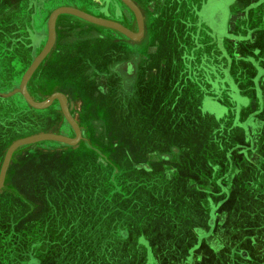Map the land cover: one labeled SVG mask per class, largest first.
I'll return each mask as SVG.
<instances>
[{
    "label": "rangeland",
    "instance_id": "obj_1",
    "mask_svg": "<svg viewBox=\"0 0 264 264\" xmlns=\"http://www.w3.org/2000/svg\"><path fill=\"white\" fill-rule=\"evenodd\" d=\"M133 2L148 20L142 73L156 80L143 91H156L157 116L150 119L144 106L136 113L137 98L121 99L112 78L108 94L100 90L92 102L64 78L54 83L53 67L44 73L38 66L30 95L43 102L62 92L82 138L77 144L39 140L14 151L0 190V264H264L260 26L248 27L239 4L234 40L218 38L203 32L198 0ZM188 3L189 23L182 19ZM63 6L138 22L124 0H0V173L15 141L47 132L76 135L57 99L36 108L20 91L42 51L40 35L49 34L51 13ZM60 15L73 18L72 28L86 25L108 30L110 39L138 42L75 14ZM201 60L203 117L189 131L180 120L193 110L199 116L198 102L190 97L181 107V99H197ZM76 65V79L91 91L97 85L87 67ZM216 254L222 259L214 260Z\"/></svg>",
    "mask_w": 264,
    "mask_h": 264
},
{
    "label": "flooded vegetation",
    "instance_id": "obj_2",
    "mask_svg": "<svg viewBox=\"0 0 264 264\" xmlns=\"http://www.w3.org/2000/svg\"><path fill=\"white\" fill-rule=\"evenodd\" d=\"M200 2L201 4H200L199 9L202 11L205 10L206 14L208 13V16H206V20H204L205 15L203 16L200 13L202 16V19H199V20H203L205 22L204 24L205 25L207 24L206 25L207 29H205L203 32L208 33L210 35L214 34V36H217L218 38L226 37L229 40H234L232 38V34H234L232 30H235V31L237 30V28H235L234 26V25L237 26L236 24L237 21L236 22L234 21L233 13L236 9L235 7H237V4L239 3L238 0H214V2L210 0L208 1V3L206 0V4L203 2V0H201ZM258 11L263 12L262 15L264 14V0H249L247 6L244 8V16H246L248 27L258 26V25H255L257 24V22H253L252 20L254 19V14L257 13ZM60 18H61V15H59L56 21L55 43L52 49L50 50V52L40 63L39 65L40 68L41 67L42 68L54 67L58 63V61H56V57L62 54L63 50L61 49H63L62 47L64 45H72L77 42L84 43V42H89L93 40H100L104 43V42H108L109 40L106 33L95 30V29L88 28L86 25H84L83 27H77L74 29L71 28L72 30H69L71 32L74 31L75 34H72V33L63 34V32H66L67 30L66 28L63 29L62 27L64 25L66 27L68 26V24L63 25L62 21H59ZM100 18H103V17H100ZM125 20L126 19L123 17V21ZM143 20H144V34L146 36L148 32V20L145 19L144 14H143ZM233 21L235 22V24ZM129 22H130L129 25L125 23H122V24L128 27L129 29H131L132 31L138 32L139 31L138 22L135 21V25H131L132 20H129ZM262 23L264 25L263 20H262ZM83 31L85 32L83 33ZM121 36L126 38V36L122 33H121ZM40 38H41V43H42L41 50H43V48L47 44L49 34H47V32L45 33V35L42 33L40 35ZM122 41L124 42L125 39H122ZM124 44L122 45L123 47H126L125 51L122 50L120 54H118V58L120 60L112 64L110 67H108L106 71L100 70L98 66L96 65V63L93 62L91 59H89L88 54L82 53L83 56H78V58L80 59V63L87 67L86 76H88V78H91L93 76L94 77L93 81L100 84L101 87H104V90H105V87L107 86V83H109V79L112 78L115 81V85L121 88L122 96L120 98L123 100L128 95L129 96L132 95L133 93L132 88L135 86L136 83L140 82L141 80L140 64H141V60H142L141 58L143 54L141 53L140 46L138 45L139 43H131L130 41L127 44L125 45ZM146 48H150V47H146ZM77 53L79 54V52ZM227 59L229 63H232L231 59L229 58ZM200 63L201 64H199L198 67H203L204 65H202V61H200ZM201 70L203 73V68ZM147 78L151 79V77H147ZM153 78L154 77H152V79ZM52 79H54V83L60 82L59 79L56 78V76H53ZM45 80H46V77H45ZM105 91H107V89Z\"/></svg>",
    "mask_w": 264,
    "mask_h": 264
},
{
    "label": "crops",
    "instance_id": "obj_3",
    "mask_svg": "<svg viewBox=\"0 0 264 264\" xmlns=\"http://www.w3.org/2000/svg\"><path fill=\"white\" fill-rule=\"evenodd\" d=\"M200 1L201 0H198V4L199 5L201 4ZM208 1H210V0H207V3H208ZM211 1L214 2V0H211ZM248 1L249 0H240V1L238 0L239 3L237 2L238 3L237 6L240 4V6H243L245 8L247 6V4H248ZM203 2L206 4V0H203ZM189 12H190V9H189V3H188L187 7L185 8V10L183 12V16H182L183 21H185V22L187 21V23L190 22V14H189ZM198 13H203V16L205 15V19L204 20H206V16H208V13L206 14L205 10L202 11V10L198 9ZM262 13L263 12L258 11L257 13L254 14V19H253L254 21L257 22V25L260 26L259 27L260 34H258L259 37H261L262 35L264 36V25L262 23V20L264 21V18H263L264 14L262 15ZM236 18H237V16H236ZM62 19H64L65 22ZM164 19H167V18L165 17ZM60 21H62L63 25L64 24H68V26L65 27V25H64L62 27L63 29L66 28V30H67L66 32H63V34H69V33L75 34L74 31L73 32L69 31V30H72L71 29L72 27L70 26V23H71V21H74L73 18H68V17L60 18ZM243 25H245V19L243 20ZM239 26L241 27V25H239ZM67 27H68V29H67ZM189 27L190 26L188 25L187 27L183 28V31L185 33L186 32L189 33V31H190ZM237 27H238V25H237ZM74 28H76V27H73V29ZM205 29H207L206 25L203 27V31ZM198 31H200V29ZM84 32L85 31H83V33ZM105 33H106L107 37L109 38L108 42H104L103 43L100 40H93V41L84 42V43L83 42H77V43H74L72 45H64L62 47L63 49H61V50H63L62 54L60 56L56 57V61H58V63L55 65L56 67L54 66L53 68H51V71H53L54 75L55 74L57 76L60 75V80H59L60 82H58L59 84L62 82V80L64 78L66 80L65 82L68 83V85L70 86L71 90L76 89L81 96L84 95L86 97L85 99L92 100V102H94L93 100H95V99L97 100V98H99V91L100 90L103 92V94H108V92L110 90L109 85H108L109 83H107V86L105 87V90L107 89V91H105L104 87H101L100 84H98L95 81H93L94 77L92 76L89 79H91V82H93V83H95L97 85L95 88H93L91 91H88V90L85 89V87L82 84L80 85V82L76 79L79 74L77 75V73L74 71L77 68L76 64L80 62V59L78 58V56H83L82 53L88 54L89 55L88 56L89 59H91L93 62H95L100 70L106 71L108 69V67H110L112 64H114V63H116L117 61L120 60L118 58V54H120V52L122 50L125 51V49L121 48L123 46L122 44H124V43L127 44L128 43L126 41H124V42L122 41L121 42V40L118 37H116V38L113 37L112 39H110V36H112V35L110 34V32H108V30H106ZM145 37L146 36L144 34V36L141 39H139V41L137 42V43H139L138 45L140 46L141 53L144 52L143 48H146V46H147L146 42L143 41V38H145ZM262 40L263 39H261V41ZM87 47L90 49V51H88L86 49ZM71 51L73 53L74 52H76V53L73 54ZM261 51L264 54V47L263 46H261ZM77 52H79V54ZM231 53H234V50H232ZM263 54H259V56L263 55ZM142 57H143V54H142ZM141 59H142L141 60V64H140V67H141V69H140L141 80H140V82L136 83L135 86L132 88L133 93H132L131 96H132V98L134 96V100H135V98H137V100L139 102V104L137 105V107L135 109L136 113L140 114L141 110L143 109L142 106H144V111H146L144 114L149 115V117L151 119V118L156 117L157 114H158V100H159V98H158V96L156 94V91H154V92L143 91V84L147 83V81L149 80V84L148 83L147 84L151 87L152 84H154L152 81H154L156 79H154V78L152 79V77H151V79H149V78H146L145 76H143L142 72L144 71V67H145V59H144V57L141 58ZM237 59H238V57H237ZM150 61H152V60H150ZM201 61L204 63L203 60H201ZM204 66L200 67L199 72H198V76H197V80H196L195 83L193 82V84L197 83V86H198L197 87V89H198V92H197L198 97H197V99L195 98L194 94H192L191 96L188 94V95H186L187 99L183 98V97L181 99L182 100V106L181 107H183V105H185V102L187 100H188V103H189L190 97L192 98V100H195L196 102H198L197 103V107H198L197 111H198V115L199 116L202 114L201 113V108L199 107L200 100H201V96L200 95H202V96L205 95V92H200L201 86L204 85L205 77H206L205 74H204V70H203V73H202V70H201L202 68L203 69L205 68ZM44 69H45L44 70V73H45L47 68H44ZM140 87H141V89H140ZM186 92L190 93L189 90L186 91ZM146 94H148L149 96L148 97H143ZM128 99H130V98L128 97ZM99 100H97V101H99ZM142 101H144V103ZM134 107H135V105H134ZM193 111H192V113H194ZM189 115L187 114V116H189ZM202 116H203V114H202ZM185 125H188V124H184V126ZM199 125L200 124L198 123V126ZM150 129H151V126H150ZM170 130L171 129H169V130L166 129V132H168ZM151 131H152V129H151ZM213 224H215L214 221H213ZM208 243L210 244V242H208ZM217 258L218 259H222L221 254H216L214 256V260H216ZM212 264H214V263H212Z\"/></svg>",
    "mask_w": 264,
    "mask_h": 264
},
{
    "label": "water",
    "instance_id": "obj_4",
    "mask_svg": "<svg viewBox=\"0 0 264 264\" xmlns=\"http://www.w3.org/2000/svg\"><path fill=\"white\" fill-rule=\"evenodd\" d=\"M124 1L126 2V4H128L132 8V10L135 12V14L137 16L138 24H139V31L138 32H134V31L130 30L129 28L125 27L123 24H121L117 21L100 18V17L94 16V15H92L86 11H83V10H80V9L74 8V7H69V6L59 7V8H56L51 13L50 18H49V38H48L47 44L43 48V50L36 56V58L33 60L31 65L29 66V68L25 72V74L22 78V81H21L20 91L24 95L25 99L29 102V104H31L33 107H36V108H46L55 99H57L60 102V105H61V108H62V111H63L65 117L73 126L76 135H75V137H70V136L63 135V134L47 132V133L36 134V135L29 136V137L15 141L9 147V149L6 153L2 168H1L0 190L4 186L7 169L9 167L12 155H13L14 151L19 146L24 145V144H28L31 142L39 141V140H57V141H61V142L69 143V144H77L78 142H80V140L82 138L81 128H80L78 122L73 117V115L70 111V108L68 106L67 97L62 92H54L48 98H46L43 102H37L30 95V93L28 91V87H27L28 82H29L32 74L37 69V67L40 65L42 60L50 52V50L52 49V47L55 43L56 21H57L58 16L62 13L75 14V15L80 16L82 18H85V19H87L93 23L117 29V30L123 32L124 34H126L131 39L139 40L144 36L143 14H142L141 10L139 9V7L135 4V2H133V0H124Z\"/></svg>",
    "mask_w": 264,
    "mask_h": 264
},
{
    "label": "trees",
    "instance_id": "obj_5",
    "mask_svg": "<svg viewBox=\"0 0 264 264\" xmlns=\"http://www.w3.org/2000/svg\"><path fill=\"white\" fill-rule=\"evenodd\" d=\"M191 115H189V119L186 120L187 116L186 117H182V119L180 120L182 123L184 124H188V125H185L184 124L182 125V127H186L188 129H190L189 131H192V127L194 126H198V123L200 124L202 122V117L203 116H197V115H194L192 112L190 113ZM186 121V122H185ZM190 124V125H189ZM173 125V124H172ZM201 125V124H200ZM188 126V127H187Z\"/></svg>",
    "mask_w": 264,
    "mask_h": 264
},
{
    "label": "bare ground",
    "instance_id": "obj_6",
    "mask_svg": "<svg viewBox=\"0 0 264 264\" xmlns=\"http://www.w3.org/2000/svg\"><path fill=\"white\" fill-rule=\"evenodd\" d=\"M139 41V40H138ZM44 109V108H43Z\"/></svg>",
    "mask_w": 264,
    "mask_h": 264
}]
</instances>
